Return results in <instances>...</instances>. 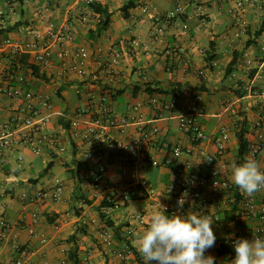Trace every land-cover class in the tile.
<instances>
[{"label": "crops", "instance_id": "crops-1", "mask_svg": "<svg viewBox=\"0 0 264 264\" xmlns=\"http://www.w3.org/2000/svg\"><path fill=\"white\" fill-rule=\"evenodd\" d=\"M235 1L97 0L109 8L111 15L107 27L93 33L101 13L94 9L84 20L83 0H0V11L5 16V27L0 29V75L10 89L22 90L19 94L0 93V134L5 128L17 131L25 127L21 124L29 103L39 108L40 117L51 118L32 135L33 143L14 144L0 168V205L10 223L7 237L1 241L0 264L18 255L15 242L34 250L27 256L32 263L72 264L69 252L76 245L80 264H144L133 242L134 233L146 226L164 197L160 201L132 198L116 210L104 207L109 202L95 195L91 176L98 162L107 160L109 152L106 148L94 152L81 133H72V120L85 108L90 114L82 116L81 130L93 113L102 114L106 107L119 115L141 113L146 120L143 128L150 131V138L141 141V148L128 151L134 158L146 159L127 174L118 162L108 161L107 175L113 182L130 181L135 172L166 193L181 175V169L197 174L208 172L199 149L216 156L215 165L230 187L215 191L208 186L204 189L205 204L190 197L186 204L189 210L204 212L214 219L215 246L207 249L206 255L214 256L216 264H230L234 258L219 254L223 242L257 236L259 219L239 217V203L233 210L238 194L241 198L247 196L232 183L231 166L239 158V119L246 117L251 143L264 136V97L259 95L264 89V55L260 50L264 0H257L249 8V24L240 35L235 33L239 27L233 13ZM127 3L131 6L124 10ZM177 3L184 5L179 15L155 19L156 14L173 9ZM35 30L47 40H51L52 32L64 31L62 38L53 40V53L47 63L37 61L31 52L14 54L10 46L2 45L8 37L26 40ZM80 46L88 48L90 55L80 60L79 68L72 69ZM236 53L238 60L227 72ZM213 54L216 57L210 61ZM114 58L117 60L109 68ZM11 72L25 76L27 81L20 82L15 77L7 80ZM148 87L159 90L149 92ZM29 90L48 94V104L27 99L24 94ZM150 97L158 99L156 107L146 104ZM137 101L144 104L134 108ZM168 103L173 104L172 108L167 107ZM190 103L200 107L195 117L207 134L216 135L223 126L229 129L224 153L218 152L214 140L200 141L191 149L193 141L181 128L178 117L182 107ZM153 127L158 130L153 131ZM110 132L127 142L141 138L137 123L114 126ZM165 142L182 147L174 165L164 164L169 154ZM36 145L41 146V152L36 151ZM153 159L158 163L154 164ZM257 161L264 168V147ZM58 179L63 182V191L61 198L55 199L53 190ZM37 190L47 191L48 196L37 201ZM111 195L119 197L121 191ZM255 196L260 202L264 189ZM139 213L144 214L145 223L137 219ZM127 225L134 229L130 235L125 230ZM31 226L36 233L30 232ZM104 226L114 235L111 246L99 237ZM43 237L45 242L41 241ZM127 243L134 247V254L121 258L113 253L114 248Z\"/></svg>", "mask_w": 264, "mask_h": 264}, {"label": "built area", "instance_id": "built-area-1", "mask_svg": "<svg viewBox=\"0 0 264 264\" xmlns=\"http://www.w3.org/2000/svg\"><path fill=\"white\" fill-rule=\"evenodd\" d=\"M198 2V0H195ZM85 6L82 8V17L84 20H87L94 11L93 4L97 0H83ZM257 0H236L233 7V13L236 18V23L238 24V30H236V35H240L241 31H246L248 27L247 13L249 8L256 4ZM197 10H201V6L196 4ZM145 8H148V5H145ZM184 5L182 3H177L175 7L171 10H168L162 14H156L155 19L157 21L162 20L163 18H172L179 15L183 12ZM5 27V16L2 11H0V29ZM66 28V27H65ZM67 29V28H66ZM64 31L52 32L51 40L45 39V36L38 30L33 31L32 36L26 40H16L10 37L5 38L2 42L4 46H10L14 54H20L23 52H31L34 54L35 59L41 63H47L50 61L53 53V40L60 39L64 36ZM260 50L264 55V33L262 42L260 45ZM90 55L89 49L80 46L76 51V54L73 58L71 64L72 69H77L80 67V60L87 58ZM116 58L112 59L108 66L109 68L113 66L116 62ZM18 78L20 82L27 81V78L23 75H16L13 72L8 74L7 80L11 78ZM11 92L13 94L21 93V88H9L6 86V80H4L0 75V93ZM24 94V93H23ZM25 97L27 99H35L40 104L47 105L49 101V95L40 91L29 90L25 92ZM259 95L264 97V89L260 91ZM104 100V98H101ZM144 102L137 101L135 107L142 106ZM146 104L150 107H156L159 104V101L156 97H150ZM173 104L168 103L167 107L172 108ZM200 107L195 103H190L182 107L178 113L180 126L184 129L191 137L193 141V146L191 149H194L198 142L203 140H214L218 146V152L220 154L224 153L226 150V142L229 139L230 131L226 126H223L219 133L216 135L207 134L202 125L196 120L195 114ZM39 108L32 104H28V114L23 118L22 124L25 127L19 128L17 131L5 128V131L0 134V168L7 161V152L13 147L16 143H33L32 135L40 129V126L45 122L49 121L51 118L49 115L44 117L39 116ZM84 114H90L89 108H85L79 111L76 118L71 122L72 133L74 135L82 134L83 138L93 147V151L106 148L108 150L109 156L107 160H101L96 165L95 169L92 172V185L95 188V195L101 197L103 200H107L109 203L104 207L110 210H116L124 206L132 198H152L156 201H160V198L164 197L162 205L166 206L167 213L181 212L182 214H187L189 211L188 206V197L191 200L200 199L203 204L206 203V198L204 196V189L208 186H211L213 190L220 191L230 187V183L223 179L220 175L221 169L217 167L216 156L206 152L204 149H199V153L203 159L202 163L208 167V172L206 173H193L191 171L181 169L182 173L177 179V181L172 184L166 193L159 192L155 187L149 184L145 179L137 177L136 173L133 172V178L127 182H113L109 179L107 175L108 161H116L119 163L122 172L124 174L129 173L137 168L139 164L146 158L140 156L134 158L128 153L129 150H136L141 148V141L148 140L151 136L150 131L143 128L146 124V120L141 113H135L133 115H119L114 112L112 109L106 107L102 114L93 113L90 118L86 120V124L81 130V123L83 122L82 116ZM137 123L140 125L141 129V138L127 142L122 139L114 138L110 132V129L114 126H126L129 124ZM153 131H157L158 127H153ZM168 149V156L165 159L164 164L174 165L176 159L182 153V147L180 145H171L168 142L164 144ZM264 147V136H261L259 141L251 143V147L248 155H251L257 159L258 153ZM35 149L37 152H41V146L36 145ZM152 162L157 164L158 161L153 159ZM121 191L119 197H114L113 194L116 190ZM63 191V182L61 180L56 181V186L53 190V196L55 199H60ZM48 196V192L45 190H37L35 192V199L37 201L44 199ZM183 196L185 203L183 208L179 206L176 207L175 204H178V200ZM256 196L252 197H242L238 200L239 203V217L245 218L254 216L259 219V224L256 228L257 237L264 238V197L260 202L256 201ZM237 203V204H238ZM3 205H0V247L2 240L7 237L8 230L10 228V223L3 213ZM137 219L141 223H145L146 219L144 214L139 213ZM216 220H219V216L215 217ZM32 234L36 233V230L33 226L30 228ZM126 232L130 235L133 232V227L131 225L126 226ZM99 237L101 241L111 246L114 244V235L107 226H104L99 231ZM42 242L46 241V238L41 239ZM233 242V241H231ZM234 243V242H233ZM15 251L18 255L14 256L9 261L3 262L2 264H39L32 263L27 260L28 254L34 252L29 245H24L20 242H15ZM64 251L68 252V248L64 247ZM114 254H117L121 258H127L129 255L134 254L135 249L130 244H125L121 248H114ZM64 261L60 262L62 264ZM43 264V263H40Z\"/></svg>", "mask_w": 264, "mask_h": 264}, {"label": "clouds", "instance_id": "clouds-1", "mask_svg": "<svg viewBox=\"0 0 264 264\" xmlns=\"http://www.w3.org/2000/svg\"><path fill=\"white\" fill-rule=\"evenodd\" d=\"M231 180L242 194L252 197L264 189V168L251 155L233 162ZM183 196L178 205L183 208ZM214 219L204 212L189 210L187 214L169 215L159 202L146 226L134 233V245L144 264H216L206 250L215 246ZM235 256L230 264H264V238H239L234 241Z\"/></svg>", "mask_w": 264, "mask_h": 264}, {"label": "trees", "instance_id": "trees-1", "mask_svg": "<svg viewBox=\"0 0 264 264\" xmlns=\"http://www.w3.org/2000/svg\"><path fill=\"white\" fill-rule=\"evenodd\" d=\"M130 3L133 5L134 2L131 1ZM130 3H127L124 6V10H127L131 6ZM93 7L95 8L96 11L101 13V20L98 23L97 30H93V33H95V31L97 33H100L109 24L111 12L108 7L103 6L99 2H95L93 4ZM215 57H216V54H213L212 56H210V59H211L210 61H212V59ZM237 60H238V53H236L235 57L230 61L227 67V72L232 71V68L236 64ZM157 90L159 89L154 90L150 87L147 88V91L149 92H154ZM247 124L248 123H247L246 117L239 119V122L237 123L236 135L239 141V151H238L239 158L237 162H241L243 158L246 155H248L250 147H251V142L247 137V133H248ZM240 198H241V195L238 194L236 201L234 203L235 206L233 207V210L237 208V203ZM75 236L76 235H73L72 238L73 239L76 238ZM69 254L72 260V264H80L78 246L75 245L74 247H72ZM219 254L225 257H228V256L231 258L234 257L235 256L234 243L231 241L223 242L219 248Z\"/></svg>", "mask_w": 264, "mask_h": 264}]
</instances>
